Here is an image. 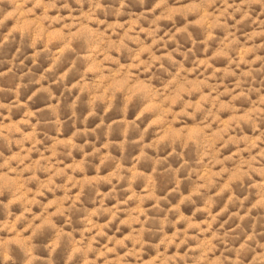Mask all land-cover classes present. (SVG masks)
<instances>
[{
	"label": "rangeland",
	"instance_id": "1",
	"mask_svg": "<svg viewBox=\"0 0 264 264\" xmlns=\"http://www.w3.org/2000/svg\"><path fill=\"white\" fill-rule=\"evenodd\" d=\"M0 264H264V0H0Z\"/></svg>",
	"mask_w": 264,
	"mask_h": 264
}]
</instances>
